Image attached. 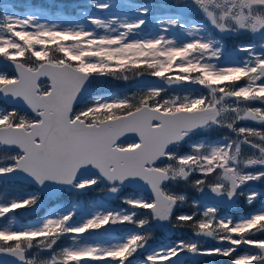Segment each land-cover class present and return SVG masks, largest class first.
I'll list each match as a JSON object with an SVG mask.
<instances>
[{
    "label": "snow or ice",
    "instance_id": "snow-or-ice-1",
    "mask_svg": "<svg viewBox=\"0 0 264 264\" xmlns=\"http://www.w3.org/2000/svg\"><path fill=\"white\" fill-rule=\"evenodd\" d=\"M91 7L70 27L0 15V264H264V0ZM141 77L161 84L97 91Z\"/></svg>",
    "mask_w": 264,
    "mask_h": 264
},
{
    "label": "rangeland",
    "instance_id": "rangeland-1",
    "mask_svg": "<svg viewBox=\"0 0 264 264\" xmlns=\"http://www.w3.org/2000/svg\"><path fill=\"white\" fill-rule=\"evenodd\" d=\"M91 3H92V0H87L85 1L82 5L80 6H77L75 7V12L73 13H70V12H66L68 13V15H62V14H59L57 11H59L58 9H51V8H47V9H41V8H37V9H40V10H29V9H26V10H18L16 8H13L7 4H2L3 6H1V11H0V15L3 14L4 10H5V7H7L8 10L10 11H14L16 12L17 15H26L30 12H33V11H39L40 13H42V15L40 16V19H41V22H55V23H58V24H61L62 26L64 27H70V26H75L76 23H82L84 21V15L87 14V15H106L105 13H99L97 12L94 8L91 7ZM60 12V11H59ZM154 24H155V21L152 20L150 18V23H149V28H153L154 27ZM90 27V25H89ZM247 42V41H246ZM245 43V42H244ZM237 44H240L239 42L238 43H235L232 48H229L228 50L231 51ZM149 84H153V85H160L161 82L158 81V80H154L153 78H150V77H141L139 78V81H138V84L136 85L138 88L136 89V91H128L127 93H125V95H132L134 93H137L139 92L141 89L145 88L146 86H148ZM104 94L105 96H118L117 93H108V92H105V93H102ZM217 134H222V133H217ZM216 138H219V137H215L213 139H216ZM94 195H97L96 197H94ZM102 194L99 193V192H91L89 193L87 196H75V195H70V196H65L63 197L61 200L59 201H55L53 202V204H67V203H71L73 201H79L80 203L82 204H87L89 203L90 201L92 200H95V199H99L101 198ZM53 204H49L48 206L51 207L53 206ZM112 204L114 206H119L120 204V201L119 200H114L112 201ZM185 209V207L183 209H181V211L183 212V210ZM229 209H233V205L231 206H223L221 208V215H226V214H223V211L227 212ZM45 208H40L37 210L36 213L32 214L30 217H28L29 220H32V218H35L37 217V220L44 215L45 213ZM34 222V220H32ZM158 235L159 236H155L154 234V241H155V244H162V243H170L176 239H179V238H184V239H187L184 235H181V234H177L175 233V231H168V230H160L158 232ZM159 238V239H162V242H158L156 239ZM214 242L212 241H208V246H211ZM140 259H142V257H140ZM206 259H209V258H206ZM217 260V264L218 262L223 259V258H219V257H216L215 258ZM186 264H190L189 261H186Z\"/></svg>",
    "mask_w": 264,
    "mask_h": 264
},
{
    "label": "trees",
    "instance_id": "trees-1",
    "mask_svg": "<svg viewBox=\"0 0 264 264\" xmlns=\"http://www.w3.org/2000/svg\"><path fill=\"white\" fill-rule=\"evenodd\" d=\"M161 2L160 4L158 3ZM84 2V0H0V8L1 6H3L4 4H11L12 6L18 8V9H30V10H36L38 7L47 9V8H51V9H58L64 13L66 12H74L75 7L80 6L82 3ZM132 2L134 3H149V4H157L161 7L164 6H171L174 4V0H132ZM3 4V5H2ZM246 39L240 36H236L234 39H230V38H225L224 39V43L226 45H231V43H236V42H245ZM139 78H131L128 81H123V80H110L108 81L106 84L103 85L102 88L97 89V91L99 92H108V93H117L118 96H124L125 93H127L128 91H131L130 89L134 88L136 84H138ZM209 138H215L218 136L217 132L213 131L207 134ZM190 200L193 198H196L198 196L197 193L189 190L186 193ZM97 195H94V197H96ZM240 204H242V202H240ZM240 204L238 205L237 208L234 209V214L233 216L235 217H240L243 215V212L240 210L242 209V205L240 206ZM185 212L186 213H190L191 212V208L188 205L185 206ZM249 210V208H247ZM160 230H157L156 232H154V234L156 236L158 235V232ZM175 232H179L181 234H184L187 238H189V236H192V234L189 231H176ZM192 238V237H191ZM218 264H224L223 259L220 260L218 262Z\"/></svg>",
    "mask_w": 264,
    "mask_h": 264
},
{
    "label": "water",
    "instance_id": "water-1",
    "mask_svg": "<svg viewBox=\"0 0 264 264\" xmlns=\"http://www.w3.org/2000/svg\"><path fill=\"white\" fill-rule=\"evenodd\" d=\"M183 259H186V258H190L191 261L193 262V258L192 257H182ZM198 259H202V258H198Z\"/></svg>",
    "mask_w": 264,
    "mask_h": 264
}]
</instances>
